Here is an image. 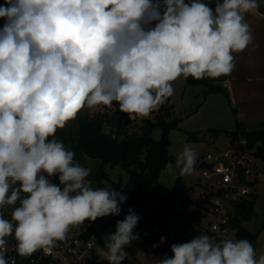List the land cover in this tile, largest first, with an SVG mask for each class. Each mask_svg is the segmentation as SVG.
I'll list each match as a JSON object with an SVG mask.
<instances>
[{"label":"clouds","instance_id":"clouds-1","mask_svg":"<svg viewBox=\"0 0 264 264\" xmlns=\"http://www.w3.org/2000/svg\"><path fill=\"white\" fill-rule=\"evenodd\" d=\"M262 0H5L0 5V264L8 237L29 257L51 254L72 226L119 216L127 196L93 188L92 174L55 138L85 107L98 105L147 117L174 95L173 82L230 75L234 53L254 44L246 14ZM115 102V103H114ZM51 137V139H50ZM186 143L168 161L180 176L197 170ZM58 177L59 185L52 183ZM51 178V179H49ZM61 185L63 187H61ZM18 204V206H16ZM7 206H15L11 219ZM133 209L97 247L101 260L122 264L140 239ZM166 237H161L163 243ZM157 264H264L246 239L213 241L201 233L171 245Z\"/></svg>","mask_w":264,"mask_h":264},{"label":"trees","instance_id":"trees-1","mask_svg":"<svg viewBox=\"0 0 264 264\" xmlns=\"http://www.w3.org/2000/svg\"><path fill=\"white\" fill-rule=\"evenodd\" d=\"M260 11L264 13V0ZM208 83L205 78L200 80L191 76L187 78L189 86ZM120 115L122 118L130 119L127 113L121 112ZM101 119L79 116L67 123L63 129H58L55 138L63 141L75 152L76 161L90 158L99 162L94 179L98 182H109L110 188H115L127 196L126 202L121 205V213L115 221L123 220L128 210L133 209L140 217L134 231L160 245L164 255L171 258L173 255L171 245L177 244V241L168 237L167 230L170 228L171 220L179 217L175 201L180 196L182 176H178L176 185L167 198L157 194V185L165 164L168 161L175 163V155L170 151V134L172 130L179 128L182 118L175 114V106L169 98L159 107L152 119L144 120L138 130L133 127V119L128 127L121 125L105 132V124ZM156 127L162 131L160 139H155L153 136ZM230 137L231 143L244 138L249 147L257 146L256 154L264 160V127L247 131L242 137H239L237 132L232 133ZM191 139L192 137H189V140ZM116 167H121L127 172L129 178L126 183L111 179L108 169ZM57 181H59L58 177ZM214 195V192H210L206 197L210 200ZM255 205L256 200L253 197L238 204L230 225L236 231L234 239L250 241L256 252L259 234L250 232L243 226V222L251 221L255 216ZM162 236L166 237L163 243L160 242Z\"/></svg>","mask_w":264,"mask_h":264},{"label":"rangeland","instance_id":"rangeland-1","mask_svg":"<svg viewBox=\"0 0 264 264\" xmlns=\"http://www.w3.org/2000/svg\"><path fill=\"white\" fill-rule=\"evenodd\" d=\"M5 0H0V5L4 4ZM175 89L174 95L171 97V101L175 106V114L182 118L178 129L171 131L170 139L171 146L170 151L173 155L180 151L184 144H191L198 154L197 170L191 174L182 176L183 185L179 189L180 196L175 201V208L179 217H184L188 214H193V222L199 226L200 230L207 234L213 241L223 240L221 234H216L212 231V224L217 221V217L212 212V199H207L209 193L210 183L202 176V171L198 169L200 162L206 158L210 152H216L218 150H227L230 146V140L227 133L215 132L209 130V127L213 125L216 114H221L226 104V99L221 93L212 94L207 97V105H204L202 109L197 112L199 105L203 104V90L204 86L190 87L186 86V79L183 77L178 78L173 82ZM153 111L147 117H138L133 120V127L138 130L145 119H152L157 112ZM70 122V121H69ZM68 122V123H69ZM124 120L117 126L105 125L104 131L109 132L116 129L118 126L123 125ZM162 131L159 127L154 128L153 136L155 139H160ZM189 137H192L189 140ZM85 167L92 169V174L87 178L93 188L104 187L110 188V184L107 181L98 182L94 179V174L97 171L99 162L94 159L87 158L79 162ZM259 171L261 177L255 188L253 189L256 195V215L251 221L243 222V226L250 232L258 233L264 228V164L262 160H258ZM108 172L113 181L126 183L129 176L125 170L121 167L114 169L109 168ZM179 170L173 169L172 171H162L159 184L157 185V194L162 198H167L171 194V190L175 187ZM61 187H63L61 185ZM217 187L212 189L215 191ZM117 216H106L97 218L99 227H103L105 224L115 221ZM176 217V218H179ZM73 229V226L70 227ZM136 232V231H135ZM138 233V232H136ZM140 239L135 240L132 244L125 248L128 253V258L125 259L122 264H157V259L165 257L161 250L160 245L154 241L146 238L142 234ZM236 231L231 229L226 239H234ZM169 238L176 240L178 243H184V237L179 235L171 227L167 230ZM104 246V241L102 240ZM98 264H108L106 260H101V257L97 258Z\"/></svg>","mask_w":264,"mask_h":264},{"label":"built area","instance_id":"built-area-1","mask_svg":"<svg viewBox=\"0 0 264 264\" xmlns=\"http://www.w3.org/2000/svg\"><path fill=\"white\" fill-rule=\"evenodd\" d=\"M3 25L4 18H0V28ZM120 113L118 104H116V110L98 105L92 109L85 107L77 114V117L107 119L112 115H119V124H121L127 118H122ZM256 151V146L249 147L247 140L241 138L230 143L227 150L208 153L202 161L212 166V169H200L202 176L210 183L209 193L215 194L211 202L212 212L217 217V221L212 224V231L221 234L223 239H226L230 230L233 229L230 220L236 213L238 204L252 198L253 189L261 177ZM52 183L59 185L57 177L52 178ZM214 186L217 187L215 191L212 189ZM14 207L7 206L3 209L5 219H11V211ZM116 222L99 227L96 220L94 222L85 220L80 227L73 226V229H69L66 240L57 242L51 254L38 250L29 257H21L15 251L14 236L8 237L6 259L14 261V264H98L97 247L102 244L103 236L115 232ZM191 239L193 238L184 237V242Z\"/></svg>","mask_w":264,"mask_h":264},{"label":"crops","instance_id":"crops-1","mask_svg":"<svg viewBox=\"0 0 264 264\" xmlns=\"http://www.w3.org/2000/svg\"><path fill=\"white\" fill-rule=\"evenodd\" d=\"M203 2L214 10L219 0H203ZM259 13L256 15L246 14L245 16L247 23L252 28L256 46L249 45L243 52L234 53L235 68L230 75L205 78L209 82L208 84L197 85L205 87L203 104L199 105L197 112L207 105V97L218 93L224 95L226 104L224 103L222 113L216 114L214 123L209 127V130L227 133L230 143L232 133L237 132L239 137H242L247 131L259 130L264 127V13L260 11V8ZM186 86H189L187 79ZM258 158L262 160L260 157ZM262 162L264 164V160ZM252 197L256 200L254 192ZM258 234L257 259L264 255V228Z\"/></svg>","mask_w":264,"mask_h":264},{"label":"water","instance_id":"water-1","mask_svg":"<svg viewBox=\"0 0 264 264\" xmlns=\"http://www.w3.org/2000/svg\"><path fill=\"white\" fill-rule=\"evenodd\" d=\"M101 121L105 125L117 126L120 123V117L119 115H112L107 119H101ZM131 124H132V120L127 119L123 123V126L128 127ZM198 169H212V166L205 162H202L201 165L198 166ZM193 219H194L193 214H188L184 217L173 218L169 224V227L170 228L172 227L176 233H178L183 237L194 238L196 236H199L203 232L200 230L199 226L193 222ZM96 234L98 235V231H96ZM103 247L104 246L102 244H99V248H103Z\"/></svg>","mask_w":264,"mask_h":264}]
</instances>
